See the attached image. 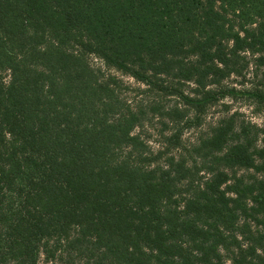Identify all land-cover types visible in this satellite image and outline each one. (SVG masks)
<instances>
[{
    "label": "trees",
    "instance_id": "obj_1",
    "mask_svg": "<svg viewBox=\"0 0 264 264\" xmlns=\"http://www.w3.org/2000/svg\"><path fill=\"white\" fill-rule=\"evenodd\" d=\"M90 56L200 112L264 72V0H0V264H264V128L152 155Z\"/></svg>",
    "mask_w": 264,
    "mask_h": 264
},
{
    "label": "rangeland",
    "instance_id": "obj_2",
    "mask_svg": "<svg viewBox=\"0 0 264 264\" xmlns=\"http://www.w3.org/2000/svg\"><path fill=\"white\" fill-rule=\"evenodd\" d=\"M88 63L93 69H100L104 75L114 76L119 81L115 94L119 97L121 104L128 105L130 108L135 107L137 110L142 108L141 120L139 126L135 128V134L145 145L146 151L152 155L168 147L169 150H165L168 152L166 156L178 157L183 154L188 157V153L182 149L190 151L191 147L197 145L200 139L208 137L212 129L223 119L232 118L237 130L240 127H246L251 131L262 129L249 122L253 115L264 114L263 95L254 94L256 91L264 93V72L262 69H256L253 65L251 69L249 65H237L238 74L233 73L222 79L219 85L210 86L209 89H212L219 97L198 112L191 107L184 106L175 97L164 96L156 90L146 88L145 85L140 87L141 83L132 78L129 81V76L107 68L101 60L94 56L88 58ZM2 76L5 77V73ZM180 85L186 94H190L194 88L191 83ZM226 100L231 103H226ZM253 105V112L247 113L248 107ZM241 108L244 109V112L240 111ZM175 109L179 111L180 116H183L181 122H172L170 113L172 111L174 113ZM176 133L179 134L181 146L178 148L171 146L170 148L168 140ZM237 174L245 175L246 172L238 170ZM202 177H207V175L203 174Z\"/></svg>",
    "mask_w": 264,
    "mask_h": 264
},
{
    "label": "clouds",
    "instance_id": "obj_3",
    "mask_svg": "<svg viewBox=\"0 0 264 264\" xmlns=\"http://www.w3.org/2000/svg\"><path fill=\"white\" fill-rule=\"evenodd\" d=\"M253 27H254V25H253ZM231 43H232V42L229 41V47H231ZM243 54H244V55H247L248 53H247V51H245ZM217 66H218V67H221V65H217ZM251 67H252V65L249 64V68H250V69H251ZM250 75H251V74H250ZM128 80L130 81V80H131V77H128ZM191 86L194 87V85H191ZM140 87H144V85L141 84ZM225 102H226V103H231V101H228V100H226ZM253 108H254V105L248 107V109H247V113H252V112H253ZM240 111H241V112H244V109L241 108ZM247 113H245V114L247 115ZM249 122H250L251 124L255 125L257 128H264V114H255V115H253V116L250 118ZM134 134H135V130H134L133 132L129 133V135H134ZM260 139H264V136L260 137V138L257 139V141H256V144H257L258 149H259V148H264V145H261V143H260ZM149 144H151V141H149ZM153 147H155V146H153ZM251 171H252V169H249V172H251ZM201 174L203 175V173H201ZM236 238H237V240L240 239L239 236H237ZM241 247H242V248H243V247H246V244L241 245ZM256 253H257V255H259V254H260V250L257 249V250H256ZM39 255H40V259L43 260V259H44V253L40 252ZM49 264H51V261H49ZM225 264H231V261H230V260H226V261H225Z\"/></svg>",
    "mask_w": 264,
    "mask_h": 264
}]
</instances>
